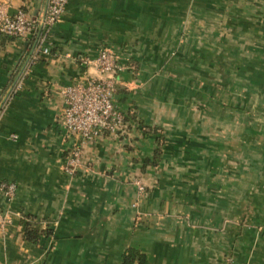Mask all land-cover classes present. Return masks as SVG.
I'll return each mask as SVG.
<instances>
[{
    "label": "crops",
    "instance_id": "crops-1",
    "mask_svg": "<svg viewBox=\"0 0 264 264\" xmlns=\"http://www.w3.org/2000/svg\"><path fill=\"white\" fill-rule=\"evenodd\" d=\"M48 1L0 0L10 13L34 16ZM208 2L230 6V0ZM198 8V0H71L53 30L50 54L32 66L19 92L33 44L0 35V183L17 188L11 202L0 196L11 217L0 232V264H123L131 249L147 264H264V0H258V205L247 204L241 177L232 180L224 168L227 141L216 148L212 128L177 125L189 113L184 96L175 79L153 75L178 56L183 35L198 36L192 25ZM231 17L228 8L222 21ZM103 50L146 70L118 77L116 99L124 90L123 107L163 129L162 155L157 166L146 163L155 137L135 123L127 136L82 144V167L70 175L65 165L78 141L60 122L63 90L86 71L82 59ZM29 221L45 233L37 242L24 236Z\"/></svg>",
    "mask_w": 264,
    "mask_h": 264
},
{
    "label": "rangeland",
    "instance_id": "rangeland-1",
    "mask_svg": "<svg viewBox=\"0 0 264 264\" xmlns=\"http://www.w3.org/2000/svg\"><path fill=\"white\" fill-rule=\"evenodd\" d=\"M208 1L198 0L201 16L192 24L198 36L183 35L178 56L172 54L167 68L152 71L158 80L175 79L178 92L184 96L182 105L189 113L177 125L212 128L209 134L216 148L221 149V141H227L230 165L224 168L232 180L241 177L239 186L247 190V204L258 205V0H230V6L225 7ZM228 8L233 17L229 24L222 21ZM191 23L184 21V28ZM239 29L243 35L232 32ZM189 89L198 97H187ZM166 97L173 99L170 94ZM244 141L245 151L244 146L239 148ZM238 160L241 166L236 165Z\"/></svg>",
    "mask_w": 264,
    "mask_h": 264
},
{
    "label": "built area",
    "instance_id": "built-area-1",
    "mask_svg": "<svg viewBox=\"0 0 264 264\" xmlns=\"http://www.w3.org/2000/svg\"><path fill=\"white\" fill-rule=\"evenodd\" d=\"M70 1L49 0L43 13L37 16L24 9L10 13L8 4L0 2V35L21 42H31L34 48L15 92L22 89L23 80L29 75L32 66L42 56L50 54L53 30L65 16ZM81 62L86 71L78 81L64 88L60 118L63 128L78 141L65 165V171L70 175H74L82 167V144L107 136L121 138L128 134L125 115L116 103L120 87L118 74L125 69L120 58L103 50L97 58H84ZM92 69L96 75L91 73ZM135 183L142 192V183L138 180ZM16 192L15 184L0 183V196H4L8 202L14 200ZM10 223V215L0 208V232H4Z\"/></svg>",
    "mask_w": 264,
    "mask_h": 264
},
{
    "label": "trees",
    "instance_id": "trees-1",
    "mask_svg": "<svg viewBox=\"0 0 264 264\" xmlns=\"http://www.w3.org/2000/svg\"><path fill=\"white\" fill-rule=\"evenodd\" d=\"M229 51L230 50H228V52ZM120 62L123 66H125V69H124V71H122L118 74V77L122 76V74H125V72H127V71H132L134 73H137L139 71L138 68H134V69L131 68V64L126 66L121 60H120ZM188 91H189V93L187 92L188 94H185V95H187V96L191 95L190 98L196 97V96L198 97V95H196L194 90L189 89ZM120 95H121V97H120V99H118V101L116 99V103L125 115V123H126L127 132H129L131 125L136 123L139 125L141 124V127L144 130L145 136L153 135L155 137V149L153 150L152 159H148L146 161V163L150 164L151 166H157L159 161H160V157H161L162 151H163V144L165 142V135H164L163 129L161 127H158V126H149V125H145V124L139 122L138 117H137V113L134 112L133 108H124L123 107L124 103L126 101V98H125L126 92L124 90H121ZM43 234L45 235V233L44 232L41 233L36 228V226H34L32 224L31 221L26 223L24 236L27 240L32 241V242H37L38 239H40ZM123 264H147V260L143 254L139 253L136 250L131 249V250L127 251L126 254L124 255Z\"/></svg>",
    "mask_w": 264,
    "mask_h": 264
}]
</instances>
